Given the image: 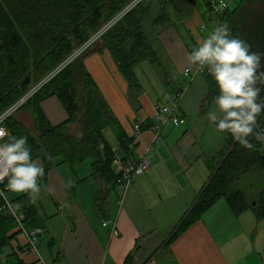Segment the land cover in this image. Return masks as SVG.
<instances>
[{
    "label": "crops",
    "instance_id": "crops-1",
    "mask_svg": "<svg viewBox=\"0 0 264 264\" xmlns=\"http://www.w3.org/2000/svg\"><path fill=\"white\" fill-rule=\"evenodd\" d=\"M203 3L205 18L208 8ZM196 19L193 12L183 19L182 34L169 27L160 33L159 39L180 72L195 69L189 66L187 55L207 33L198 26L199 34L195 33L192 24ZM84 63L126 136L134 141V147L130 148V143L125 151L114 133L116 141H108L105 131L111 129H106L108 146L121 164L145 158L150 170L123 192L118 186H107L100 177H92V161L72 171L61 160L46 167L43 159H36L44 168V176L39 180L41 192L32 203L44 222L40 247L51 264H126L128 258L130 264H264L263 222L251 211L234 216L225 200L166 245L209 181V160L223 147L211 152L203 149L181 107L177 114L186 120L185 125L174 127L158 121V110L167 103L161 106L160 100L152 101L139 79L140 91L132 87L108 50L102 48L88 55ZM133 91L137 103L130 98ZM172 94L164 97L166 102ZM41 107L53 127L68 119L56 97L46 99ZM136 125L141 126L140 135H136ZM156 128L161 129L162 136L157 142ZM87 163L89 172L82 174ZM120 168L112 165L116 176ZM105 222H114L119 235L113 236L111 227L103 226ZM26 247V237L19 231L10 246L0 249V263L47 264L40 251L38 255Z\"/></svg>",
    "mask_w": 264,
    "mask_h": 264
},
{
    "label": "trees",
    "instance_id": "trees-1",
    "mask_svg": "<svg viewBox=\"0 0 264 264\" xmlns=\"http://www.w3.org/2000/svg\"><path fill=\"white\" fill-rule=\"evenodd\" d=\"M134 1L0 0V116ZM146 1L142 0L101 38L121 73L138 91L135 69L145 62H159L144 32V22L152 12V4ZM156 1L161 14L152 25L162 28L174 20L172 14L180 21L196 6V0ZM202 1L209 9V0ZM222 21L252 51L264 54V0H239ZM84 62L85 57L72 62L24 106L34 118L38 136L14 119L7 120L5 127L10 135L27 136L33 159H43L46 167L61 160L75 171L92 161V177H100L112 187L118 178L112 169L116 155L108 146L104 131L111 129L125 151L134 141L126 136ZM261 71H264V59ZM27 77L31 80L22 87ZM206 80L214 97L215 82L210 76ZM258 86L264 88V84ZM261 96L264 97V91ZM51 97L59 100L68 115L64 123L55 127L49 124L41 107ZM259 120L264 126V115ZM74 127L78 128V134L73 131ZM253 143V149H245L227 134L226 145L209 160V181L166 245L175 242L221 200L227 202L234 216L251 211L258 220H264V150L262 144ZM100 146H104L105 161L98 153ZM248 180L254 183L261 180L258 196L249 197L243 191V184ZM11 197L14 206L19 204L17 211L26 213L25 226L29 230H45L43 219L27 193H15ZM3 205L0 200V249L10 246L19 234L15 219L1 210Z\"/></svg>",
    "mask_w": 264,
    "mask_h": 264
},
{
    "label": "clouds",
    "instance_id": "clouds-1",
    "mask_svg": "<svg viewBox=\"0 0 264 264\" xmlns=\"http://www.w3.org/2000/svg\"><path fill=\"white\" fill-rule=\"evenodd\" d=\"M262 59L264 54L232 35L226 23L207 31L187 55L190 67L206 69L215 82V108L208 112V121L245 149H253V141L264 145V126L259 120L264 115V88L258 86L264 84ZM5 137L8 140L0 143V185L11 193H27L34 203L41 192L44 168L33 159L27 136L10 135L0 125V140ZM18 208L19 204L11 210L15 213Z\"/></svg>",
    "mask_w": 264,
    "mask_h": 264
},
{
    "label": "rangeland",
    "instance_id": "rangeland-1",
    "mask_svg": "<svg viewBox=\"0 0 264 264\" xmlns=\"http://www.w3.org/2000/svg\"><path fill=\"white\" fill-rule=\"evenodd\" d=\"M227 1L231 3V9L236 6L237 2H239V0L237 1L227 0ZM146 2L147 4H152V12H151V16L146 18L144 22V32L147 35L150 43L154 46L155 49L158 50L159 62L157 64L145 63L137 68L136 73L140 85L142 86L143 90L152 101L157 99L160 100L159 103L161 106L167 103L166 102L167 100H165L164 97H167L168 94H170L171 92L175 93L176 91L181 89H186V93L180 102V107L186 113L187 121L190 125L189 127H192L193 129L194 137L199 141L202 148L208 150L209 152L213 151L214 149L217 150L224 147L227 143V134H222L218 132L215 126L212 125L207 118L208 112L214 110L215 105L213 103L214 97H212L210 94V88L207 83L206 77L199 75L195 77V79L191 82L189 78L184 76V72L179 71L177 64L169 55V52L164 46V43L161 42V39H159L160 33L162 32L163 28L152 25V22L155 20V18H157L161 14L159 4L156 0H147ZM137 5H138L137 0H135L134 3H132L129 7H127L115 19H113L111 22L106 24L105 26L107 27L110 26V28L106 32H104L103 35H105V33H107L115 24H117L126 14H128ZM194 8L195 9L192 10L191 12L197 15V19L192 24L195 33L199 34V29L197 30V26L198 28H200L205 24L207 26V31L212 30L214 28V25L208 19L209 17H207V14L205 15L206 17L204 16L205 18H203V15L205 14V5L202 2V0H196V6ZM187 14H190V12ZM172 15L174 20H172L170 25L167 27H169V29L173 28L174 31L182 34L184 29V24L182 23L185 20L178 21L175 15L174 14ZM187 20L188 19H186V21ZM112 22L114 23L111 24ZM206 35L207 33L205 34V36ZM93 37H91L85 43L84 46H87L88 42ZM97 45H101V46L103 45L101 40L95 43L94 45H91L90 48L88 47L84 49L83 52H80L83 45L80 48L74 49L71 56L65 59L58 66V68L54 70L47 78H44L40 84L33 86L32 89L27 92V94L31 91H34L33 93L34 96L37 92H39V90L44 85L50 82L57 75V73L62 72L72 62L78 60L79 58L87 57L86 54H88L89 51ZM102 48L105 49L104 45ZM27 94H25L24 96H26ZM22 98H20L16 103H18ZM130 98L131 99L134 98L133 102L135 103L138 102L137 101L138 97L135 91L132 92ZM24 106L19 108L11 117L8 118V120L14 119L20 122L27 130L38 136L36 132L37 129L34 122V118L30 114L28 109H23ZM9 109H7L6 111H8ZM19 114H21L20 115L21 119H18L19 116L17 117V115ZM75 129H76L75 132L77 133L78 128ZM180 130L182 131L183 129ZM105 136L109 142L113 143L116 141L115 136L111 130L105 131ZM89 169H90L89 163H87L86 166H83V170L81 169L82 170L81 173L82 174L88 173ZM65 170L68 169L65 167ZM71 181H73V183L76 182L75 179ZM65 182L68 184L70 183V180L67 177H65ZM243 185H244L243 191H245L249 195V197L255 195L258 196L262 189L261 180L257 181L256 183L250 182V180H248L245 181ZM250 185H254L253 188L249 189ZM222 203L224 204V201H222ZM260 222H263L260 223V225L262 226V228H264V225H262L264 224V220H260ZM40 252L44 255L45 262L47 264H51L48 255L45 254V249H42V247H40Z\"/></svg>",
    "mask_w": 264,
    "mask_h": 264
},
{
    "label": "built area",
    "instance_id": "built-area-1",
    "mask_svg": "<svg viewBox=\"0 0 264 264\" xmlns=\"http://www.w3.org/2000/svg\"><path fill=\"white\" fill-rule=\"evenodd\" d=\"M142 0H137V4H139ZM231 8V3H229L227 0H209V9H208V19L210 22L214 24V27L223 24V17L226 14V12ZM112 22L111 24H113ZM206 25H203L201 28L202 30H207ZM110 26H105L100 32L97 33L89 42L87 46H82V49L80 52H83L84 49L90 48L91 45H94L98 41L101 40L102 35L104 32H106ZM78 55V54H77ZM58 74V73H57ZM202 75V76H209L207 73V70H199L195 66V69H187V72L185 70L184 76L189 78L191 82L195 79V77ZM43 85V84H42ZM34 91L29 92L26 96H24L18 103H16L14 106H12L8 111L4 112L0 116V125L5 127V122L8 120L9 117H11L19 108L24 106L26 102L33 96ZM186 93V89H181L176 91L172 94L171 98L167 102V104L158 110L157 118L158 121H163L165 124L171 123L174 127H178L181 125L186 124V120L180 117L177 113L180 109V102L183 99L184 95ZM134 130L136 132V135H140L141 132V126L136 125L134 127ZM161 129L156 128L155 129V138L154 141L157 142L161 139ZM7 137H5L3 140H0V143H3L6 140ZM134 145H131L130 148H133ZM262 148L264 150V145H262ZM114 165H120V172L118 174L116 186L119 187L121 191H126V189L130 186L132 181L139 177L143 176L144 174L148 173L150 170V166L145 158H142L138 161L131 160L126 164H121V161L118 158H114ZM13 193L9 192L5 185H0V200L3 201L4 205L2 207V211L6 212L7 214L11 215L18 226V230L22 235L26 237V245L27 247L25 249H29L36 254L39 255L40 251V236L42 234V231L40 229L35 230H29L25 226V222L27 219V215L25 212H19L15 211V213L11 210L14 208V203L12 200ZM104 227H111L112 235L118 236L119 232L117 230V226L114 222H105L103 224ZM40 257V256H39ZM40 261H42L40 257ZM1 264V263H0ZM242 264V263H237Z\"/></svg>",
    "mask_w": 264,
    "mask_h": 264
},
{
    "label": "water",
    "instance_id": "water-1",
    "mask_svg": "<svg viewBox=\"0 0 264 264\" xmlns=\"http://www.w3.org/2000/svg\"><path fill=\"white\" fill-rule=\"evenodd\" d=\"M102 47H103V45H102V46H101V45H97V46L93 47V48L89 51V53L86 54V56L98 52ZM30 80H31V78H30V77H27V78L25 79V81L22 83V87H24L28 82H30ZM98 153L100 154L102 160L105 161L104 146H100V147L98 148ZM254 205H255V204H254Z\"/></svg>",
    "mask_w": 264,
    "mask_h": 264
}]
</instances>
